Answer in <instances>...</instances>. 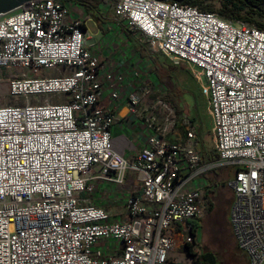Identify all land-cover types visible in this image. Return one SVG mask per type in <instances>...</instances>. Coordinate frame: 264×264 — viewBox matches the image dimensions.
<instances>
[{
    "label": "built area",
    "instance_id": "obj_1",
    "mask_svg": "<svg viewBox=\"0 0 264 264\" xmlns=\"http://www.w3.org/2000/svg\"><path fill=\"white\" fill-rule=\"evenodd\" d=\"M115 13L173 65H190L218 160L202 163L187 115L186 140L166 137L176 110L160 95L150 107L162 122H151L138 154L116 147V112L99 102L105 92L121 101L124 77L91 49L77 0H30L2 13L0 69L16 75L0 84L14 97L65 99L0 105V264H196L194 221L209 208L206 176L216 166H236L231 231L248 264H264V30L169 0H118ZM156 90L128 92L129 111ZM127 170L141 187L124 198L126 217L87 199L94 181L120 184Z\"/></svg>",
    "mask_w": 264,
    "mask_h": 264
},
{
    "label": "crops",
    "instance_id": "obj_2",
    "mask_svg": "<svg viewBox=\"0 0 264 264\" xmlns=\"http://www.w3.org/2000/svg\"><path fill=\"white\" fill-rule=\"evenodd\" d=\"M117 1L101 0L99 4V7H101L97 12L98 17H94L88 13L85 28L89 36L94 38V44L90 47L101 58L104 70L111 71L114 76L122 75L124 77V83L121 85L122 100L118 102L112 101L108 93L105 92L100 96L99 103L114 108L117 118L112 128V134L116 147L129 159H133L145 144L146 137L151 132V122L156 125L160 124L162 120L157 112H154L152 107H150L151 103H144L137 113L130 112L129 105L124 99L125 95L128 92L139 90L143 83H151L154 88H162L161 91H154L151 97L154 96L155 92H162L158 95L164 100H166L164 97L168 96L169 100L166 101L170 102L174 108L178 105L170 99L168 90H165L164 86L159 85L160 77L158 74L161 71L169 73V68L166 70L158 66L155 55L157 53L164 55L168 63L171 64L169 58L162 52L155 51L139 32H134L115 13ZM141 60L146 63L145 65L143 64L144 66L137 65V62ZM182 65L184 64L173 65V67L178 68ZM185 65L187 66V70L192 74L190 65ZM135 71L140 72L139 77H135ZM164 90L165 95H163ZM184 115L186 114L177 113L176 111L177 122L174 128L182 126V133L176 136L173 130H171L166 135L169 140H186L184 129L186 130L187 128L182 121ZM189 119L192 121L191 118ZM192 125L196 133L198 149L201 153L203 154V151L214 150V146L212 149L208 147L204 139L207 129L205 120L200 121L198 124L196 121H192ZM211 130L213 134L212 126ZM140 187L141 183L136 178L135 172L127 170L120 184L98 179L94 181L93 192L85 194V196L92 203L106 208L112 215L123 218L127 215L124 198L132 192L140 191Z\"/></svg>",
    "mask_w": 264,
    "mask_h": 264
},
{
    "label": "rangeland",
    "instance_id": "obj_3",
    "mask_svg": "<svg viewBox=\"0 0 264 264\" xmlns=\"http://www.w3.org/2000/svg\"><path fill=\"white\" fill-rule=\"evenodd\" d=\"M219 2L220 0H212V3L216 5H219ZM155 57L158 66L166 70L169 68V73L161 71L158 74L160 77L159 85L164 86L165 90H168L170 99L175 101L179 106L182 112L181 114H186L189 118H193L197 124L205 120L207 129L204 139L207 146L212 149L214 146L211 130L212 119L207 111V99L200 91L199 81L187 70L185 64L177 68L173 67L171 65L172 63H168L164 55L157 53ZM137 63L138 66H144L146 64L143 60ZM55 73L56 71L51 69L42 72L43 75H54ZM11 75L16 74L10 69H0V76ZM28 75H32V73ZM165 90L163 95H165ZM160 93L155 92L154 96L148 98L145 103H152L154 98ZM46 97H50L52 101L65 99V95L63 94H39L29 96L28 98L14 97L8 93L7 87L4 84H0V105L25 103L27 101L38 103ZM173 133L178 136L182 133V128L179 126L174 128ZM235 169L236 166H228L225 168L216 166L206 176L208 181L215 179L219 186L210 192V196L208 197L209 208L200 220V232L197 237L198 239L200 238V245L208 246L215 253L217 264H248L246 254L238 247L232 234L228 217L232 191L228 188L227 182L234 177Z\"/></svg>",
    "mask_w": 264,
    "mask_h": 264
},
{
    "label": "trees",
    "instance_id": "obj_4",
    "mask_svg": "<svg viewBox=\"0 0 264 264\" xmlns=\"http://www.w3.org/2000/svg\"><path fill=\"white\" fill-rule=\"evenodd\" d=\"M85 7L87 12L94 17H98L97 12L101 0H77ZM177 1L181 4H189L197 6L200 10L212 11L229 20H240L255 25L264 30V8L263 0H220L219 5L212 3V0H169ZM169 100L168 96L164 97ZM177 113H182L178 106H175ZM192 121H195L192 118ZM182 128V126H180ZM184 133L186 130L184 129ZM202 163H210L218 160V155L214 150L203 151ZM219 184L215 179L208 181L206 196H210V192L214 191ZM232 202V200H231ZM200 220L194 221V228L200 227ZM231 228V226H230ZM196 264H217L215 253L206 250L202 246L201 254L195 259Z\"/></svg>",
    "mask_w": 264,
    "mask_h": 264
},
{
    "label": "water",
    "instance_id": "obj_5",
    "mask_svg": "<svg viewBox=\"0 0 264 264\" xmlns=\"http://www.w3.org/2000/svg\"><path fill=\"white\" fill-rule=\"evenodd\" d=\"M30 0H0V14L12 11Z\"/></svg>",
    "mask_w": 264,
    "mask_h": 264
},
{
    "label": "flooded vegetation",
    "instance_id": "obj_6",
    "mask_svg": "<svg viewBox=\"0 0 264 264\" xmlns=\"http://www.w3.org/2000/svg\"><path fill=\"white\" fill-rule=\"evenodd\" d=\"M263 8H264V3H263ZM204 247H205L206 250H210V248L208 246H204Z\"/></svg>",
    "mask_w": 264,
    "mask_h": 264
}]
</instances>
